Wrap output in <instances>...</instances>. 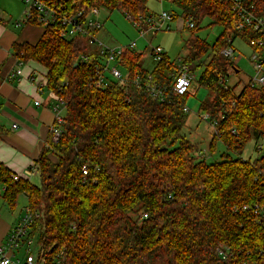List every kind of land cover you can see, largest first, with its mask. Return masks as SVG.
Here are the masks:
<instances>
[{"label": "trees", "instance_id": "obj_1", "mask_svg": "<svg viewBox=\"0 0 264 264\" xmlns=\"http://www.w3.org/2000/svg\"><path fill=\"white\" fill-rule=\"evenodd\" d=\"M171 1L180 10L174 18H193V30L200 14L224 28L214 44L196 42L186 62L212 51L199 85L213 96L200 111L218 120L212 151L221 141L241 155L248 142L264 139V88L245 85L236 93L240 83L222 87L221 78L240 69L220 51L234 37L249 41L256 35L236 30L240 16L229 2ZM67 2L120 9L132 19L151 14L148 0ZM243 2L264 17V0ZM15 50L46 69L47 88L66 104L60 142L50 139L36 161L38 185L23 176L15 181L0 163L1 197L15 208L24 195L40 215L30 236L38 238L39 254L48 255L50 264L61 252L64 264H264V155L254 161L199 159L197 147L182 135L188 96L159 102L133 85L94 88L95 63L81 60L93 51L80 40L61 38L56 26L44 27L37 44ZM139 61L135 50L128 51L121 67L131 76L151 73L157 85L171 88L176 72L167 54L152 71ZM220 246L228 250L227 260Z\"/></svg>", "mask_w": 264, "mask_h": 264}, {"label": "built area", "instance_id": "obj_2", "mask_svg": "<svg viewBox=\"0 0 264 264\" xmlns=\"http://www.w3.org/2000/svg\"><path fill=\"white\" fill-rule=\"evenodd\" d=\"M161 2L165 0H159ZM221 2H229L233 10L240 16V20L236 25V30L242 34L245 31H252L256 36L248 41L253 49L251 63L253 64L255 75L250 79L249 86L251 88H264V17L257 16L251 10L244 6L243 0H219ZM24 5V17L26 23L33 22L41 27L56 26L59 30L61 38L77 39L86 44L90 49L95 46L97 49L93 52L95 58L86 54L81 55V60L85 63H95V74L92 77L91 85L97 89H107L116 84L121 87L133 85L137 90L143 92L145 90L149 98L158 100L159 102H171L174 99H181L190 95L189 91L195 81L193 75V67L186 62V58L179 57L174 63L176 75L170 89L157 85L151 73L140 71L131 76L128 71L124 74L120 68L121 60L128 51L135 50L136 43L132 42L126 46L113 48L106 46L98 38V32L104 27L99 20L98 7H86L75 3L69 4L67 0H22ZM172 12L163 10L159 14L151 13L147 16H140L137 19H130L141 37L146 34H156L161 31H170L171 25L177 19L174 18ZM184 27L191 30L195 28L196 21L191 18H183ZM233 41L229 40L224 46L220 55L236 66L242 60L241 56H237V50L233 46ZM166 52L161 46L152 49L151 57L157 64L165 61ZM23 63H21L22 65ZM22 70L19 69L16 75L22 76ZM227 77L221 78L220 84L225 89ZM39 103H37L38 105ZM66 104L63 98L56 96L52 110L55 115L54 124L51 128V143L58 144L63 136V124L65 120ZM185 114L190 113V109L186 102L183 106ZM205 121L210 120L214 129L218 125V120L211 118L210 114L205 113L203 116ZM16 127V126H15ZM235 133V130H234ZM83 176L89 175L87 166L82 167ZM37 174L36 167L28 169L24 177L31 179ZM15 181L20 180L19 175H13ZM244 210H247L245 207ZM22 215L17 225L9 233L4 244L0 245V264H50L48 255H40L33 252L36 238L30 236L32 227L40 217L27 206L23 209ZM146 217V215L144 216ZM40 249V246H39ZM228 250L220 246L218 253L223 260H227ZM63 253H59L53 264H64Z\"/></svg>", "mask_w": 264, "mask_h": 264}, {"label": "rangeland", "instance_id": "obj_3", "mask_svg": "<svg viewBox=\"0 0 264 264\" xmlns=\"http://www.w3.org/2000/svg\"><path fill=\"white\" fill-rule=\"evenodd\" d=\"M147 6L150 12L154 14H159L165 10L180 15V10L172 4L171 0L163 2L148 0ZM98 18L104 24V27L98 32L97 38L106 46L113 48L126 46L135 42V51L140 55L139 65L147 71H152L157 67V62L151 57L153 48L161 46L164 48L168 58L172 62H175L179 57H192L195 52L194 46L198 41H206L210 45L214 44L224 30L222 26L212 24L213 19L211 17L200 14L197 19V29L195 30L184 27V20L179 17L171 25L170 31H161L155 35L148 33L145 37H141L134 23L120 9L100 7ZM233 46L237 50V56H241L242 58L237 64L240 73L237 74L233 70L229 71L226 85L230 88L240 83V86L235 90L236 93H239L245 85L249 84L250 79L255 75V70L251 63L253 49L247 40L240 37H234ZM96 49L95 46L91 48L93 52ZM212 57V51H209L202 58L195 60L191 64L194 69L193 75L195 76V81L186 101L190 113L185 119L182 135L197 147L196 156L207 163L221 162L225 155H228L231 159L242 158L245 161H254L264 155V139L248 142L241 155L229 151L221 141H216L212 151L211 143L215 135V129L210 120L205 121L203 119L205 113H202L200 108L202 103L210 101L213 95L206 88L199 85V79ZM120 70L126 74L125 69L120 68ZM259 148H262L261 151H259ZM31 180L34 184H39L37 176ZM0 194H2L1 188ZM27 206L28 200L24 195L18 198L15 208L9 207L0 197V210H3L2 214L5 212V215H17ZM35 241L33 252L38 254L40 246L38 238Z\"/></svg>", "mask_w": 264, "mask_h": 264}, {"label": "crops", "instance_id": "obj_4", "mask_svg": "<svg viewBox=\"0 0 264 264\" xmlns=\"http://www.w3.org/2000/svg\"><path fill=\"white\" fill-rule=\"evenodd\" d=\"M24 18L22 0H0V163L23 177L48 146L56 98L46 86V69L34 61H24L15 50L18 45L37 44L44 34V27L28 24ZM19 69L22 76L16 75ZM0 188L3 194L4 185ZM2 213L1 209L0 245L23 212Z\"/></svg>", "mask_w": 264, "mask_h": 264}, {"label": "water", "instance_id": "obj_5", "mask_svg": "<svg viewBox=\"0 0 264 264\" xmlns=\"http://www.w3.org/2000/svg\"><path fill=\"white\" fill-rule=\"evenodd\" d=\"M237 72V71H236Z\"/></svg>", "mask_w": 264, "mask_h": 264}]
</instances>
